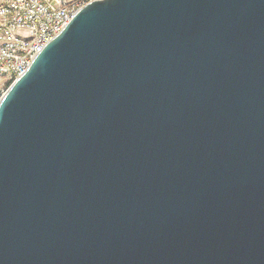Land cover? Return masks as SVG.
I'll list each match as a JSON object with an SVG mask.
<instances>
[{
	"label": "water",
	"instance_id": "1",
	"mask_svg": "<svg viewBox=\"0 0 264 264\" xmlns=\"http://www.w3.org/2000/svg\"><path fill=\"white\" fill-rule=\"evenodd\" d=\"M0 264H264V0H100L0 100Z\"/></svg>",
	"mask_w": 264,
	"mask_h": 264
},
{
	"label": "built area",
	"instance_id": "2",
	"mask_svg": "<svg viewBox=\"0 0 264 264\" xmlns=\"http://www.w3.org/2000/svg\"><path fill=\"white\" fill-rule=\"evenodd\" d=\"M100 0H0V100L73 16Z\"/></svg>",
	"mask_w": 264,
	"mask_h": 264
},
{
	"label": "rangeland",
	"instance_id": "3",
	"mask_svg": "<svg viewBox=\"0 0 264 264\" xmlns=\"http://www.w3.org/2000/svg\"><path fill=\"white\" fill-rule=\"evenodd\" d=\"M7 86L5 85V86H0V90H4L5 88H6Z\"/></svg>",
	"mask_w": 264,
	"mask_h": 264
}]
</instances>
